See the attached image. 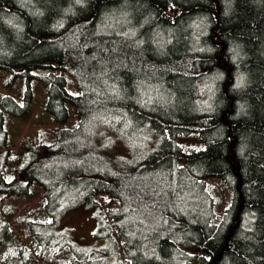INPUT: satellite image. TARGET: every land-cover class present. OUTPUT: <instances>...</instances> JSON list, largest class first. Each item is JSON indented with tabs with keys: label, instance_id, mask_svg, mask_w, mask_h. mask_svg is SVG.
I'll use <instances>...</instances> for the list:
<instances>
[{
	"label": "trees",
	"instance_id": "1",
	"mask_svg": "<svg viewBox=\"0 0 264 264\" xmlns=\"http://www.w3.org/2000/svg\"><path fill=\"white\" fill-rule=\"evenodd\" d=\"M37 85L55 127L10 168ZM0 94L4 264H264V0H0ZM80 212L104 247L62 228Z\"/></svg>",
	"mask_w": 264,
	"mask_h": 264
},
{
	"label": "rangeland",
	"instance_id": "2",
	"mask_svg": "<svg viewBox=\"0 0 264 264\" xmlns=\"http://www.w3.org/2000/svg\"><path fill=\"white\" fill-rule=\"evenodd\" d=\"M69 89L72 92H76L75 88H73L71 85H69ZM2 92V91H1ZM19 92V91H18ZM18 92L16 94L19 96ZM35 93L38 96V106L34 107L32 114L26 117L22 118H15L10 115H6V127L9 131V139H10V145L12 147V164L10 168L15 166V161L18 158V154L21 151V145L22 142L25 140H35L36 138L39 139L40 132L35 127L36 124V118L38 115H40L42 121L49 125V130H52L55 125L51 121V119L45 115L39 108L42 106L44 102V96L45 92L41 86L37 85L35 88ZM1 96V94H0ZM214 188L216 191L220 193V202H219V208L220 210H224L229 205V196L226 193V190L222 183L216 182L214 185ZM33 195L29 197L28 199H19L17 201V205L21 210L20 215L23 218L29 219V220H40V221H46L45 214L43 212V190L38 185L34 184L32 187ZM13 201V200H12ZM100 202L107 208L109 204V200H106L105 198H100ZM12 202L10 201V204ZM7 218V216H5ZM62 228L65 230L71 231L74 236L76 237L79 242L84 243L86 245L90 246H96L98 248L104 247L105 242L100 241L97 236V228H96V222L94 220L93 215L90 212H80L73 214L66 218V220L63 222ZM13 234L16 236L18 240L23 242L25 244L26 248H29L27 252H25V256L31 257L33 263H37L34 258V253L32 251V246L30 242L26 238V232L23 228L13 226ZM3 234L1 233L0 236ZM13 235H7L6 238L8 241L12 239ZM5 241L2 243L1 250H0V264H4L5 258L9 256V251L11 249L10 242ZM12 252V251H11ZM21 261L14 257L11 260L12 264H21ZM32 264V263H30ZM38 264H46L44 261L40 260Z\"/></svg>",
	"mask_w": 264,
	"mask_h": 264
}]
</instances>
